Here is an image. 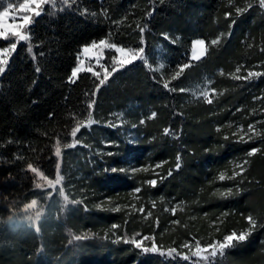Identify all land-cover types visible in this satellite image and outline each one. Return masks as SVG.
Listing matches in <instances>:
<instances>
[{"label": "trees", "instance_id": "16d2710c", "mask_svg": "<svg viewBox=\"0 0 264 264\" xmlns=\"http://www.w3.org/2000/svg\"><path fill=\"white\" fill-rule=\"evenodd\" d=\"M239 8L247 11L238 15ZM27 32L0 75V264H205L190 250L197 242H222L252 227L246 217L264 215V75L234 78L264 74L259 0H58ZM197 38L206 54L173 79ZM100 40L143 47L151 65L161 47L164 68L138 59L98 91L87 71L70 82L81 48ZM10 43L0 38V49ZM204 78L211 103L192 93ZM89 111L96 123L73 138ZM73 139L75 147H64ZM29 164L50 179L60 175L61 185L40 186ZM153 244L158 252L143 251ZM212 264H264V220Z\"/></svg>", "mask_w": 264, "mask_h": 264}, {"label": "snow or ice", "instance_id": "6c2138e0", "mask_svg": "<svg viewBox=\"0 0 264 264\" xmlns=\"http://www.w3.org/2000/svg\"><path fill=\"white\" fill-rule=\"evenodd\" d=\"M0 2H2V0H0ZM59 2L67 5L68 4V0H59ZM31 3L35 5L34 8L30 7V5L28 3H21L19 5L20 9H27L30 13V15H24L21 19H22V23L19 25H16V29L15 31H12L11 33H8L6 31H0V38H4V39H8L9 35L14 37L16 42L19 43L20 41H27L30 39V36L27 32V28L28 26L33 22V20L35 19V17L41 15L42 11H43V6L45 4H52V6L55 8V5L57 3V0H31ZM252 5L249 4L248 7H251ZM259 6L264 9V0H259ZM11 7V6H10ZM155 11V9H153V12ZM247 11V8H239L237 9V14H241L242 12ZM7 13V9L5 10V14ZM0 15H4V14H0ZM152 12L148 13V16H151ZM226 17L230 15V13H226L225 14ZM11 19L13 21H15L17 19L16 16L11 17ZM147 28V25L143 26V27H139V31L141 33V43H144L143 40V33L145 32ZM165 39H168L167 34L164 35ZM220 41V37H217L216 39L211 41L212 45H216L218 44ZM174 43V41H172ZM17 43H12L9 47L7 48H3L0 49V74H3L6 66L8 64L9 58L12 54V52L16 49L17 47ZM207 47L208 45L206 44V41L204 39H196L192 41V55L191 58L189 60L188 64H184L179 66V70L176 71L175 76H173V79H176L178 77L181 76V74L183 73L184 69L188 68L191 66V61L192 60H199L201 59L207 52ZM92 49H110V50H114L115 53L117 55H114L112 57V62H113V66L111 67V71H108L107 68H105L103 65H100V67L103 70V78L100 79V72L94 71V69L92 67H88L85 68L84 67V60L80 59L79 56L77 57L78 63L77 66L74 67L71 70V75L68 77V80L70 82H74L75 79L78 78L79 74L81 72L87 71L89 73H91L94 77L99 79V84L97 85V91L99 90L100 86H102L103 84H105V82L108 80L109 77H111L114 73H116L118 70L123 69L125 66L132 64L134 61L136 60H142L144 62V64L151 70L155 71V72H160L161 69L164 68V64H160V66L158 68L152 69V65L149 64L147 58L144 55V48L141 47L139 49H132V48H124L122 46H118L115 43H109L108 40H100L98 43L93 41L92 44L90 45H85L82 48V52L85 54H88ZM197 49H199V54H197ZM28 53L32 54L33 53V46L31 44L28 45ZM33 59H35V56L33 55ZM97 64L100 63L99 59H97ZM37 72L40 71L39 68L36 69ZM237 72H239V68L237 69ZM260 75H264L262 73L259 72H253V71H249L247 73V76L245 77H240V76H235L234 78L236 79H249L251 77L254 76H260ZM169 84L170 81H165L163 87L168 89L169 88ZM174 91V89H173ZM181 91H184V89H181ZM94 95V94H93ZM194 96H202L208 103H211L212 100L209 98L210 93L206 90V88L204 90H200L198 92L194 91L193 92ZM95 101L92 100L89 104H88V108L92 109L94 107ZM156 113H152V117H155ZM96 123V121H94L92 119V112L89 111L88 113V119L85 122H81L78 123L76 127H74L72 129L71 135L73 136V138L76 137L77 132L80 130L81 127H90L92 124ZM140 123H144V120H141ZM113 127L115 125H112ZM253 131V126L249 125V132ZM164 133L166 135L171 134V130L169 128H165L164 129ZM258 134V133H257ZM244 137H241V140H243ZM249 139H251V137H249ZM78 141L73 139V142L71 144H67L64 147L66 148H70V147H75L77 145ZM257 151H259V149L253 148L251 149V151L248 153L249 156L255 154ZM55 155L57 157L61 156V148L59 146V141L57 142V146L55 148ZM180 156H177V163H176V168L179 169L180 168ZM159 167V165L157 166ZM28 169L31 170L32 172L36 173L38 176L42 175V173H40L38 171V169H36L35 167H33L32 164L28 165ZM60 169V165L59 163L57 164V171L59 172ZM147 171V169H133V171ZM113 171H116V169H113ZM243 171V169H242ZM171 174V172L169 173V175ZM238 175V173H233L232 177H225L223 174H221L218 179L219 180H224V179H233L235 178V176ZM146 183H148L149 185L155 187L157 181L156 180H148L146 181ZM136 192H139L140 189H136ZM231 194V189L228 190L227 193H220L221 196H226ZM114 210H119V209H114ZM141 211H143V209H141ZM173 213H175V209H173ZM248 223L252 226L251 228H249L248 231L246 232H242L239 235L236 234V232H232L229 235H225L223 237V241H214L213 243L207 245L206 248H202L199 245V242H197L196 245V251L194 253H192V255L199 257L201 260L205 261V264H212V261L214 260V258L217 255H223L224 250L226 248H229L231 246H233L234 242H239V241H244L247 236L251 233L252 228H254L256 226V221L251 217L248 216L246 217ZM113 227L115 228L116 226L113 225ZM88 237H76V240H80V239H87ZM119 239V238H118ZM145 239H148L147 237H145ZM128 242V241H125ZM131 243H133L137 248H141L142 247V243L141 241L138 240H132ZM184 247H189L188 244H185ZM144 252H152V253H156L159 251L158 247L153 244V246L151 248H147L144 247L143 248ZM176 250L175 249H169L167 252L168 256H172L173 253H175ZM161 255H164V253H161ZM177 255H179V253H177ZM184 259H190V257H183Z\"/></svg>", "mask_w": 264, "mask_h": 264}, {"label": "rangeland", "instance_id": "374dc122", "mask_svg": "<svg viewBox=\"0 0 264 264\" xmlns=\"http://www.w3.org/2000/svg\"><path fill=\"white\" fill-rule=\"evenodd\" d=\"M57 2H58V0H57ZM21 3H28L30 5V7H32V8L35 7V5L31 3V0H9L6 3V5L0 10V14H4V15H0V31H6L8 33H11L12 31L17 30L16 29V25H19V24L22 23V19L21 18L24 15H30V13H29V11L27 9H23V10L20 9L19 5ZM45 5H48V4H45ZM6 9H7V13L5 14V10ZM13 16L17 17V19L15 21H13L11 19V17H13ZM8 39L11 40V43L8 46L4 47V48L9 47L12 43H17L15 38L10 36V35H9ZM197 39H200V38H197ZM82 48H81L78 56H79L80 59L84 60V67L85 68L92 67L94 69V71L100 72V74H101L100 75V79L103 78V70L100 67V65H103L105 68H107L108 71H111V67L113 66L112 57L114 55H117L114 50H110V49H92L88 54H85V53L82 52ZM1 49H3V48H1ZM106 51L114 52V54H112L109 57V60L107 62L105 61ZM158 51H159V53L157 54V61L158 62H157V64L152 65L153 69L158 68L160 66V64H164V60L162 58V49H161V47L158 48ZM197 54H199V49H197ZM191 55H192V46H191L190 57H191ZM97 59H99V61H100L99 64H97V62H96ZM77 63H78V60H77ZM205 88H206V90L209 93L211 92V90L209 88V79H207V78H204V80H203V82L201 84H198V85L194 86L192 88V93L194 91L198 92L200 90H204ZM59 162H60V157L58 159V163ZM57 174H60V173L57 171ZM37 178H38L39 185L43 186V187H51V188L55 189V188H57V187H59L61 185V176L60 175H56V177L53 178V179H50V178H48V177H46L44 175H39V176L37 175ZM59 191H61V190H59ZM35 206H36V204L34 202H31L29 205H27V209L29 211H31V213L33 214L35 220H38V218L41 216L40 215L41 212L34 211L35 210ZM261 220H264V215L263 214H261L258 217V220H256V223L261 221ZM206 247L207 246H203L202 248H206ZM190 250L195 252L196 251V246L195 247H191Z\"/></svg>", "mask_w": 264, "mask_h": 264}, {"label": "bare ground", "instance_id": "6f19581e", "mask_svg": "<svg viewBox=\"0 0 264 264\" xmlns=\"http://www.w3.org/2000/svg\"><path fill=\"white\" fill-rule=\"evenodd\" d=\"M78 237V236H77ZM182 256V255H181Z\"/></svg>", "mask_w": 264, "mask_h": 264}]
</instances>
